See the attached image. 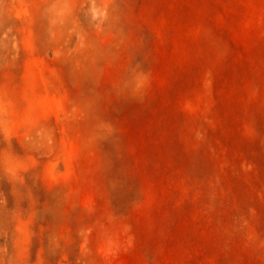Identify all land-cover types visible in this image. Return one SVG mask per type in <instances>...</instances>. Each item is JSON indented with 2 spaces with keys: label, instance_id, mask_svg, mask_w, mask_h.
Listing matches in <instances>:
<instances>
[{
  "label": "rangeland",
  "instance_id": "374dc122",
  "mask_svg": "<svg viewBox=\"0 0 264 264\" xmlns=\"http://www.w3.org/2000/svg\"><path fill=\"white\" fill-rule=\"evenodd\" d=\"M0 264H264V0H0Z\"/></svg>",
  "mask_w": 264,
  "mask_h": 264
}]
</instances>
